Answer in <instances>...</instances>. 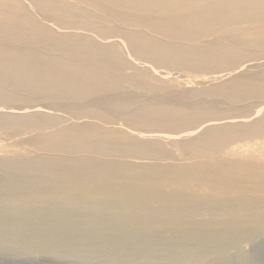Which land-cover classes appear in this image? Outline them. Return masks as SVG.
I'll list each match as a JSON object with an SVG mask.
<instances>
[{"label":"bare ground","instance_id":"1","mask_svg":"<svg viewBox=\"0 0 264 264\" xmlns=\"http://www.w3.org/2000/svg\"><path fill=\"white\" fill-rule=\"evenodd\" d=\"M4 159L50 175L0 174V254L17 261L264 264V0H0ZM62 160L84 165L50 198ZM169 188L243 205L158 217ZM127 197L162 202L90 210Z\"/></svg>","mask_w":264,"mask_h":264},{"label":"rangeland","instance_id":"2","mask_svg":"<svg viewBox=\"0 0 264 264\" xmlns=\"http://www.w3.org/2000/svg\"><path fill=\"white\" fill-rule=\"evenodd\" d=\"M123 122V121H122ZM124 124H125V122H124ZM217 154H222V152L220 153H217ZM217 154H215L216 156H218ZM209 156H205V158L206 159H211L210 157L208 158ZM200 158H201V156H200ZM225 158V157H224ZM111 159V158H110ZM109 159V161H111ZM113 159H119L118 157H116V158H113ZM112 159V160H113ZM120 159H121V157H120ZM4 160H7V161H10V162H6V163H4V164H0V174H2L3 175V177L4 178H6V179H8V180H11V181H14L15 179H18V180H20V181H24V182H29V179L27 180L26 178L28 177V178H30L29 176H32V173H37L38 175L40 174L41 175V178L43 179V181L46 179V178H49V171H48V169H47V167L45 166V164L44 163H35L34 165H31V166H26V170L24 171V170H22V169H25V168H22V166H23V164H21V163H18V162H12V161H15L14 159H11V160H8V159H4ZM171 160H173V159H171ZM171 160H165V161H168V162H170ZM152 162H154V163H156V162H161L160 160H158V161H156V160H151ZM165 161H163L162 160V162H165ZM174 161H176V160H174ZM63 163V160L62 161H59L58 162V164H61V165H64L62 168H61V171H62V173H61V175H64L65 177H60V179H62L61 181H59L58 182V186L57 187H55L56 189L53 191V193L51 194V196H50V198H55L58 194H60V193H57V192H61V191H64L65 189H67V188H65L66 186H68V183L69 182H72V176H73V173H76L77 172V169H79L80 167H82L84 164L83 163H79V162H77V163H73V167H71L70 165H67V164H62ZM171 163H177V161L176 162H172L171 161ZM78 164V165H77ZM94 164H98V165H102L103 166V163H94ZM124 163H120V165H123ZM43 165L45 166V168H42L43 167ZM47 165V164H46ZM98 165H97V167H98ZM113 165H115V164H113ZM20 166V167H19ZM42 166V167H41ZM100 166L98 167V168H96L97 169V172H102L103 173V171L102 170H107V168L106 169H100ZM102 166H101V168H102ZM116 166V165H115ZM42 168L41 170L42 171H39V168ZM66 167V168H65ZM113 167V166H112ZM137 167V166H136ZM3 168V169H2ZM140 168V167H139ZM223 169V167L222 166H220V169ZM112 169V168H111ZM125 168H123L122 169V171H121V173L123 172V170H124ZM137 169V168H136ZM221 169V170H222ZM48 172H47V171ZM127 169H125L124 170V172L122 173V174H124L125 173V171H126ZM139 170H142V169H139ZM37 171V172H36ZM60 171V172H61ZM17 172V173H16ZM22 172V173H21ZM20 175H19V174ZM120 173V175H122ZM45 174L47 175V177L45 176ZM19 175V176H18ZM117 175L119 176V173H117L116 174V178H117ZM18 176V177H17ZM52 177H54V176H52ZM72 177V178H71ZM80 177H82V176H79L78 177V179H80ZM32 178H36V176H34V177H32ZM114 178H115V176H114ZM0 179L1 180H4L2 177H0ZM24 179V180H23ZM39 179V178H38ZM17 186V184L15 185V186H13L12 187V189L11 190H7L6 189V191L5 192H7V193H9V192H12L14 195H16L17 196V194H19V189L16 187ZM11 187V186H10ZM38 189H40V190H45L46 188V185L44 186V183H40V184H38L37 186H36ZM170 190H171V193H172V189L173 188H169ZM39 190V191H40ZM134 190V189H133ZM132 190V191H133ZM167 191H169L168 189H167ZM174 191H175V189H174ZM173 191V192H174ZM170 192V191H169ZM262 193L264 192V190L263 191H261ZM261 192H259V195L261 194ZM21 193V192H20ZM61 193H63V192H61ZM76 193V192H75ZM75 193H71V194H75ZM175 194H170V196H172V198L170 197H168V199H170V201L173 203V201H174V203L176 204V201H177V204L175 205L174 203H173V205H171L172 203L170 202V201H168V199L165 201V199H161L162 201L164 200V203L165 204H163V202L161 201V200H155V204L154 203H152L153 202V200H149V202H150V204L152 205V206H150L151 208V210L149 209V210H145V209H143V205L142 204H137V205H132V203H133V200L135 201V199L134 198H124L123 200H121L120 201V203H118V205L117 206H112L109 202H107V203H104V204H102V206L101 205H96V206H94V205H91V204H88L86 207H84L82 204H84V203H79V204H77V205H75L76 207L78 206V208H82V206H83V208H86V209H88V208H90V206L89 205H91V208H90V210H93V209H96L97 208V206L99 207V208H97V211H99L98 209H102V208H104V210L106 211V212H110V213H122V212H128V213H142V212H146V213H150V211L152 212L151 214H154V213H156V212H154L153 213V204L155 205L154 207H156V209L155 210H157V207L159 208L161 205V207L159 208V212H157L158 214H154V215H156V216H158V215H162V213H165V209L167 208V212H170V213H173L174 212V210H173V208L175 209V207L178 205V203L179 204H181V205H178L177 206V209H175V212H178V213H180V212H182L183 211V208H186V210L188 209V211L191 213L192 211L194 212H192L193 214H195V211H196V216H198L199 214L201 215H199V218L201 217V218H203L205 215L204 214H202V212H204V210H205V208H207L209 211H212V213H213V211H214V213L216 214L215 216H217V214H223L222 212H225L226 211V213L227 212H230V208H229V206L231 207L232 206V210H234V208L236 209L237 207H238V205H243L242 203V201H240V200H237V201H235L236 203H234L230 198H228V201H226L227 199L226 198H221V199H223L224 201H226V202H224L223 204H220L223 208H222V210H225V211H222L221 210V207H220V205L219 204H216V201L215 202H213V203H211V201H209V199H205V200H203V198H199V197H197V199L194 201L193 199H190L189 198V200H188V198L187 197H181L180 195H177V193L176 192H174ZM71 194H67L68 196L70 195V198H71ZM148 194V193H147ZM149 194H151V192L149 193ZM148 194V195H149ZM258 194V193H257ZM264 194V193H263ZM90 193H89V195H88V199H89V197H90ZM43 196H45V195H43ZM68 196L67 197H65L66 198V200H71V199H74V198H68ZM177 196H180V198L182 199V198H184V199H182V201H184V204H183V202L182 201H180L181 199L180 198H177L176 197V200L174 199L175 197ZM261 196H264V195H261ZM72 197H74L73 195H72ZM91 198H94V196L93 195H91ZM90 198V199H91ZM150 198H152V197H150ZM149 198V199H150ZM199 198V199H198ZM15 199V198H14ZM179 199V200H178ZM219 199V198H218ZM220 199V200H221ZM254 199V198H253ZM3 200V199H2ZM5 200H7V199H5ZM5 200H3V201H5ZM199 200H202V201H204V202H202L201 201V203H204L203 205L202 204H199ZM222 200V201H223ZM247 201L249 200V199H246ZM0 201H1V199H0ZM157 201H161L159 204H160V206H157V205H159L158 203H157ZM180 201V202H179ZM187 202V204H185L186 202ZM188 201H189V203H188ZM194 201V202H193ZM207 201H209V202H207ZM213 201H214V199H213ZM232 201V203L230 204L229 202H231ZM247 201L245 202L244 201V204H248L247 203ZM249 201H252V199L250 198V200ZM264 201V200H263ZM262 201V202H263ZM148 202V203H149ZM170 202V203H169ZM182 202V203H181ZM198 203V204H196V205H198V206H196L195 208H194V206L192 207V203ZM229 203L228 205H226V203ZM240 202H242V203H240ZM86 203V202H85ZM205 203H207V204H205ZM209 203H211V204H209ZM220 203H222L221 201H220ZM240 203V204H239ZM170 206H173V207H169V205ZM191 204V205H190ZM194 204V205H195ZM213 204V205H212ZM215 204V205H214ZM106 205V206H105ZM168 205V207H166ZM182 205H184V207L183 208H180V207H182ZM187 205H188V207H187ZM190 205V206H189ZM226 205V207H227V210H229V211H227L226 210V207H225V209H224V206ZM233 205H235V206H233ZM135 206H138V207H135ZM166 208H165V207ZM201 206V207H200ZM204 206H207V207H204V209H202ZM95 207V208H94ZM162 207L164 208V210L162 211ZM190 207V208H189ZM191 207H192V211L191 210H189V209H191ZM197 207H199V209L201 210H203V211H201V212H199L198 213V211H200ZM213 207V208H212ZM217 207V208H216ZM218 207L220 208V210H218ZM240 207V206H239ZM262 207H264V206H262ZM262 207H260V206H258V210H260V209H262ZM179 208H180V211H179ZM212 208V209H211ZM216 208V209H215ZM172 209V210H171ZM194 209V210H193ZM195 209H197V210H195ZM205 210V212L206 211H208V210ZM211 209V210H210ZM214 209V210H213ZM238 209V208H237ZM236 209V210H237ZM103 209H102V211H104ZM182 210V211H181ZM173 211V212H172ZM216 211V212H215ZM219 213H218V212ZM161 212V214H159ZM188 212V213H189ZM187 213V214H188ZM191 213V214H192ZM198 213V214H197ZM207 213V212H206ZM211 213V212H210ZM225 214V213H224ZM208 215V214H207ZM203 216V217H202ZM209 216H212V215H209ZM220 217L222 216V215H219ZM159 217V216H158ZM206 217V216H205ZM204 217V218H205ZM200 218V219H201ZM264 220V219H263ZM263 226H264V224H263ZM15 257H10V256H7V255H3V254H0V264H48L47 263V261L44 259V258H42V257H38V258H36V259H29V258H27V259H25L24 261H17V260H15L14 259Z\"/></svg>","mask_w":264,"mask_h":264}]
</instances>
